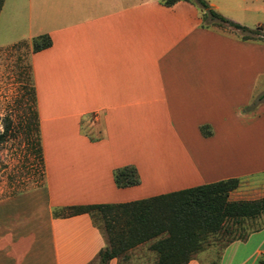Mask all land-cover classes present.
<instances>
[{"label": "crops", "instance_id": "obj_1", "mask_svg": "<svg viewBox=\"0 0 264 264\" xmlns=\"http://www.w3.org/2000/svg\"><path fill=\"white\" fill-rule=\"evenodd\" d=\"M205 1L251 29V11ZM7 8L51 46L29 57L43 183L7 195L0 189V264L97 262L107 237L90 214H57L66 207L229 180L237 184L228 203L263 201L264 43L203 27L187 1L3 0L0 20ZM257 28L264 33V24ZM125 166L136 168L138 185L116 186L113 173ZM122 256L108 264H123ZM262 258L264 207L225 218L187 264Z\"/></svg>", "mask_w": 264, "mask_h": 264}, {"label": "trees", "instance_id": "obj_2", "mask_svg": "<svg viewBox=\"0 0 264 264\" xmlns=\"http://www.w3.org/2000/svg\"><path fill=\"white\" fill-rule=\"evenodd\" d=\"M179 1L191 2L200 9L205 28H211L210 25L229 28L238 31L243 41L264 43V33H260L259 28L249 29L224 18L205 0H161V3L170 7ZM2 4L3 0H0V10ZM50 46V37L42 34L32 40L31 50L35 53ZM262 98L264 95L259 100ZM256 105L257 102H251L249 108ZM8 129L9 125H5L0 130V145ZM206 129L201 127L204 135L208 134ZM113 178L119 188L136 186L140 182L133 166L115 170ZM236 184V180L221 181L130 203L66 207L57 214L63 217L90 214L95 220L101 216L108 246L99 251L98 264H108L111 259L149 241H152L150 250L156 254L155 264H187L192 254L202 247L203 241L221 229L225 218L258 213L264 207V199L255 204L228 203V191ZM259 264H264V258Z\"/></svg>", "mask_w": 264, "mask_h": 264}, {"label": "rangeland", "instance_id": "obj_3", "mask_svg": "<svg viewBox=\"0 0 264 264\" xmlns=\"http://www.w3.org/2000/svg\"><path fill=\"white\" fill-rule=\"evenodd\" d=\"M231 1L239 11H251L252 17L247 19L251 29H255L258 22L264 24V0ZM11 10L7 8L0 20V130L9 125L5 140L0 145L1 195L43 183L35 94L29 62L35 30L29 31L20 15L16 17L11 14ZM210 26L224 32L235 31ZM96 220L106 236L103 219L99 216ZM151 244L152 241H149L125 252L122 256L123 264L153 263L155 255L150 251ZM193 259H197V256Z\"/></svg>", "mask_w": 264, "mask_h": 264}]
</instances>
